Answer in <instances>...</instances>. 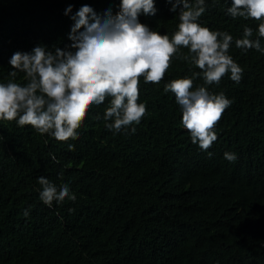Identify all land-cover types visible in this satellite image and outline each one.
<instances>
[{"label": "trees", "instance_id": "16d2710c", "mask_svg": "<svg viewBox=\"0 0 264 264\" xmlns=\"http://www.w3.org/2000/svg\"><path fill=\"white\" fill-rule=\"evenodd\" d=\"M81 2L0 0V80L8 78L13 52L68 44L69 15ZM88 2L113 12L119 4ZM230 4L206 0L199 23L236 38L244 24L255 29L257 21L227 15ZM155 7L140 22L170 35L178 14L168 0H155ZM229 52L244 71L239 83L225 74L207 86L232 100L207 150L191 142L174 94L163 90L167 81L191 75L179 58L159 84L140 79L138 101L146 112L135 133L113 134L94 118L107 98L86 111L75 138L0 121V264H264V55L234 43ZM202 83L197 78L194 86ZM225 152L237 159L228 161ZM40 174L68 183L76 200L45 205Z\"/></svg>", "mask_w": 264, "mask_h": 264}, {"label": "clouds", "instance_id": "9594fccd", "mask_svg": "<svg viewBox=\"0 0 264 264\" xmlns=\"http://www.w3.org/2000/svg\"><path fill=\"white\" fill-rule=\"evenodd\" d=\"M168 3L179 21L170 35L139 20L157 12L155 0H119L115 12L111 5L95 9L88 0H82L74 13L73 5H67L64 14L71 13L73 21L68 44L49 48L38 43L30 51L17 50L10 56L8 78L0 80V121L14 120L18 126L28 125L38 134L58 139L75 138L86 111L107 98L103 114L94 118L102 119L113 134L135 133L146 112L145 102L138 101L140 79L159 84L172 60L179 58L190 66L191 75L167 81L163 90L174 94L180 123L191 142L201 150L209 149L217 139L215 125L232 100L207 86L219 85L225 74L236 83L242 79L244 69L229 52L233 43L242 52L254 49L264 55V0H231L226 14L233 20L258 22L255 29L244 24L238 38L199 23L206 0ZM197 78L203 83L194 86ZM67 146L73 147L71 142ZM49 155L58 162L55 154ZM224 157L232 162L237 154L225 152ZM37 182L38 197L48 207L65 198L76 200L66 182L57 184L45 174ZM22 215L29 216V209Z\"/></svg>", "mask_w": 264, "mask_h": 264}]
</instances>
